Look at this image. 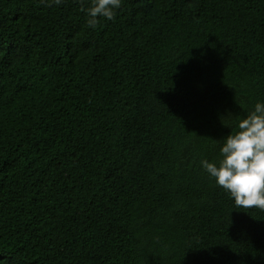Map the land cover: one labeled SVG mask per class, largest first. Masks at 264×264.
<instances>
[{
  "label": "trees",
  "instance_id": "obj_1",
  "mask_svg": "<svg viewBox=\"0 0 264 264\" xmlns=\"http://www.w3.org/2000/svg\"><path fill=\"white\" fill-rule=\"evenodd\" d=\"M90 3L0 0V264H264L200 166L264 101V0Z\"/></svg>",
  "mask_w": 264,
  "mask_h": 264
},
{
  "label": "clouds",
  "instance_id": "obj_2",
  "mask_svg": "<svg viewBox=\"0 0 264 264\" xmlns=\"http://www.w3.org/2000/svg\"><path fill=\"white\" fill-rule=\"evenodd\" d=\"M52 2L59 5L62 0ZM121 6L122 0H91L86 9L88 26L94 29L100 19L114 20ZM200 166L230 195L235 208L264 211V101H257L237 120L235 130L223 139L219 159H203Z\"/></svg>",
  "mask_w": 264,
  "mask_h": 264
}]
</instances>
